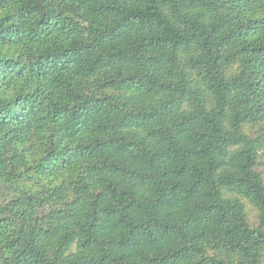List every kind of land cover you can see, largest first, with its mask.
<instances>
[{
  "label": "trees",
  "instance_id": "16d2710c",
  "mask_svg": "<svg viewBox=\"0 0 264 264\" xmlns=\"http://www.w3.org/2000/svg\"><path fill=\"white\" fill-rule=\"evenodd\" d=\"M0 264H264V0H0Z\"/></svg>",
  "mask_w": 264,
  "mask_h": 264
},
{
  "label": "rangeland",
  "instance_id": "374dc122",
  "mask_svg": "<svg viewBox=\"0 0 264 264\" xmlns=\"http://www.w3.org/2000/svg\"><path fill=\"white\" fill-rule=\"evenodd\" d=\"M248 207H249V209L251 210V213H252L253 215H255V213H254L253 208L251 207V205H248Z\"/></svg>",
  "mask_w": 264,
  "mask_h": 264
}]
</instances>
